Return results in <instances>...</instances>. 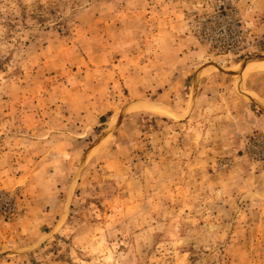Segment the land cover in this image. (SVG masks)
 Here are the masks:
<instances>
[{
  "label": "rangeland",
  "instance_id": "obj_1",
  "mask_svg": "<svg viewBox=\"0 0 264 264\" xmlns=\"http://www.w3.org/2000/svg\"><path fill=\"white\" fill-rule=\"evenodd\" d=\"M258 96L264 0H0V264H264Z\"/></svg>",
  "mask_w": 264,
  "mask_h": 264
},
{
  "label": "crops",
  "instance_id": "obj_2",
  "mask_svg": "<svg viewBox=\"0 0 264 264\" xmlns=\"http://www.w3.org/2000/svg\"><path fill=\"white\" fill-rule=\"evenodd\" d=\"M252 1H253V0H252ZM250 3L253 4V2H250ZM252 8H253V6H251L250 10H252ZM251 16H252V14H251ZM246 17H248V16H246ZM246 20H247V24H248V22H249V25H253L254 20L250 19V17H248ZM248 79H250V77H248V78L245 77L243 83H244V86H246L248 92L250 93V81H247ZM245 83H246V84H245ZM232 84H233V89H234L235 91H237V94H236V95H238V98H239L240 100L242 99V101L245 102L244 106H246L247 101L245 100L244 96H243L241 93L238 92V90H237V88H236L234 82H233ZM248 85H249V86H248ZM258 97H259V96H258ZM259 98L264 102V97H259ZM246 110L248 111V113L250 114V116L256 118V120H257V119H261L262 122L264 123V111L260 110L259 108L256 109V108H254V107H251L250 104H248V107L246 108ZM258 122H259V121H258ZM245 125L247 126V124H245ZM250 127H252V126H250ZM250 127H249V128H250ZM249 128H248V129H249ZM261 185H263V183H261ZM256 194H257V196L259 197V199H261L262 203H264V190L262 189V190H260V191H258V192L256 191Z\"/></svg>",
  "mask_w": 264,
  "mask_h": 264
},
{
  "label": "bare ground",
  "instance_id": "obj_3",
  "mask_svg": "<svg viewBox=\"0 0 264 264\" xmlns=\"http://www.w3.org/2000/svg\"><path fill=\"white\" fill-rule=\"evenodd\" d=\"M256 61L255 59H252L250 61V59H243L235 68L234 70L237 71V72H242L244 70V68L247 66V65H250L252 62ZM210 67H215L214 65H211ZM258 103L262 106H264V102L259 99L258 100ZM146 106H142L143 108H148V109H155V110H161V111H164L165 113H168V114H172L170 111L166 110V109H163L161 107H158V106H154V105H149V104H145Z\"/></svg>",
  "mask_w": 264,
  "mask_h": 264
},
{
  "label": "built area",
  "instance_id": "obj_4",
  "mask_svg": "<svg viewBox=\"0 0 264 264\" xmlns=\"http://www.w3.org/2000/svg\"><path fill=\"white\" fill-rule=\"evenodd\" d=\"M220 17H221L220 14H216V16H215V18H214V21L216 22V24L220 22ZM218 21H219V22H218ZM234 23H235V22H234ZM219 25H220V24H219ZM231 36L233 37V35H231Z\"/></svg>",
  "mask_w": 264,
  "mask_h": 264
}]
</instances>
